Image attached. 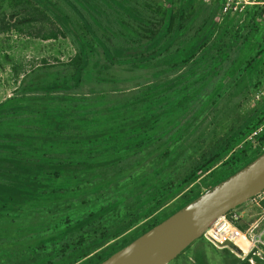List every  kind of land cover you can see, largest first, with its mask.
<instances>
[{
	"label": "trees",
	"instance_id": "1",
	"mask_svg": "<svg viewBox=\"0 0 264 264\" xmlns=\"http://www.w3.org/2000/svg\"><path fill=\"white\" fill-rule=\"evenodd\" d=\"M11 1L40 7L75 55L70 77L36 71L0 103V264H100L263 154L252 146L264 128L247 138L264 103L211 145L189 131L245 80L260 85L264 12L235 22L221 19L223 0H58L84 40L50 0ZM94 47L96 82L131 87L79 93ZM204 175L210 184L194 191Z\"/></svg>",
	"mask_w": 264,
	"mask_h": 264
},
{
	"label": "rangeland",
	"instance_id": "2",
	"mask_svg": "<svg viewBox=\"0 0 264 264\" xmlns=\"http://www.w3.org/2000/svg\"><path fill=\"white\" fill-rule=\"evenodd\" d=\"M50 1L73 24L78 25L79 33L84 40H89L84 36L80 22L72 12L58 0ZM212 2L196 0V5H211ZM161 3L163 7L167 6L164 1ZM51 34H56L57 37L45 38ZM74 55L75 50L69 39L62 35L56 22L48 17L40 7L36 6L33 10L28 11L23 5H12L11 0H0V103L13 96L20 88L22 81L36 71L45 73L48 78L70 77L68 63ZM101 59V50L94 47L90 54L87 75L82 86L78 88L80 94L99 93L103 89L112 91L131 87L134 81L112 82L107 86L96 82L97 68H95V64ZM109 74L136 76V74H129L122 69L109 71ZM244 86H248L249 89L239 93L238 89ZM236 94L239 95V98H236ZM226 100L232 101V104L225 105ZM108 102L113 103L114 99ZM263 103L264 75L259 86H253L245 80L235 88L229 98L221 101L219 109L214 110L211 114H206L205 119L200 118L195 123L193 129L195 131L190 129L189 133L194 132V135H201L202 139H206L207 145H211L216 137H220L225 132L230 123L237 120L238 116L250 115L252 119L258 116V113H253V110L258 109ZM229 107L234 109V112L231 110L230 113ZM250 136L247 138L248 141H251ZM206 178L207 176H202L192 189L197 191L210 184ZM256 201L258 202V199ZM257 202L248 201L241 206L242 208L239 207V212L248 214L241 222L242 230H245L249 223L257 220L258 227L255 231L261 232L264 228V202L258 203V205ZM133 235L136 233H131L128 238ZM262 239L264 240V238ZM230 254L241 259L231 249L215 248L201 237L169 264H201L198 259L203 262L202 264H228ZM256 261L263 263L260 258H256Z\"/></svg>",
	"mask_w": 264,
	"mask_h": 264
},
{
	"label": "water",
	"instance_id": "3",
	"mask_svg": "<svg viewBox=\"0 0 264 264\" xmlns=\"http://www.w3.org/2000/svg\"><path fill=\"white\" fill-rule=\"evenodd\" d=\"M264 191V152L100 264H169L217 218ZM226 248L238 252L232 244Z\"/></svg>",
	"mask_w": 264,
	"mask_h": 264
},
{
	"label": "built area",
	"instance_id": "4",
	"mask_svg": "<svg viewBox=\"0 0 264 264\" xmlns=\"http://www.w3.org/2000/svg\"><path fill=\"white\" fill-rule=\"evenodd\" d=\"M202 2H210L211 0H198ZM250 8H257L264 12V0H223L221 4V19L228 15L235 16V22L241 20V16ZM264 125L255 130L250 139L261 133ZM253 146L264 150V145L260 143H253ZM258 199V202L256 201ZM249 201L258 203L264 202V191L255 196ZM236 208L224 216L214 220L202 234V238L215 248H224L225 244L229 243L236 247L238 252H234L241 260L249 258L250 264H264V242L262 237L264 235V228L261 232H256L258 227V220L252 222L245 230L241 228V222L244 218V212H239ZM256 258H260L262 262H257Z\"/></svg>",
	"mask_w": 264,
	"mask_h": 264
},
{
	"label": "crops",
	"instance_id": "5",
	"mask_svg": "<svg viewBox=\"0 0 264 264\" xmlns=\"http://www.w3.org/2000/svg\"><path fill=\"white\" fill-rule=\"evenodd\" d=\"M240 208H242V207H240ZM246 212H247V211H246ZM244 214H245V212H244ZM247 216H248V214L246 213V214L244 215V218H246ZM244 218H243V219H244ZM249 224H251V223H249ZM249 224H248V225H249ZM262 238H264V235H263ZM262 240H263V239H262ZM263 242H264V240H263Z\"/></svg>",
	"mask_w": 264,
	"mask_h": 264
}]
</instances>
